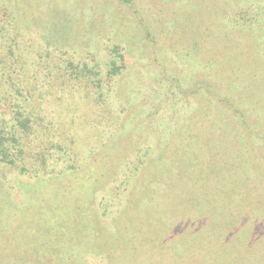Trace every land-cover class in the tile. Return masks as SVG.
Here are the masks:
<instances>
[{
    "label": "rangeland",
    "instance_id": "1",
    "mask_svg": "<svg viewBox=\"0 0 264 264\" xmlns=\"http://www.w3.org/2000/svg\"><path fill=\"white\" fill-rule=\"evenodd\" d=\"M30 1L0 0V136L32 128L0 162V264H264V0ZM183 153L217 177L140 182Z\"/></svg>",
    "mask_w": 264,
    "mask_h": 264
},
{
    "label": "trees",
    "instance_id": "2",
    "mask_svg": "<svg viewBox=\"0 0 264 264\" xmlns=\"http://www.w3.org/2000/svg\"><path fill=\"white\" fill-rule=\"evenodd\" d=\"M29 4L30 5L33 4V9H31L30 11H32V10L36 11V8H37L36 7L37 6L36 4H37V2H33L31 0ZM111 65H112L111 75H113V76L114 75H117L120 72V70L117 68L116 63L115 62H112ZM84 69H86V67ZM94 77H97L98 78V74H96V72L94 73V76H92V78H94ZM83 78L84 79H91L90 76L89 77L83 76ZM31 99H32V97H31ZM17 113H18V116L19 117H23V112L20 111V112H17ZM30 123L31 122H30V119L29 118H26L23 121L20 118H18L17 127H19L22 130L21 133L25 137L23 139V143H24V148L26 150V153H28V154L30 153V149H29V145H28V143L26 141V138H27V136H29L31 134V131H32V128L30 126ZM211 130H212V128H211ZM211 130H209V128H208L206 131H208L209 134H211L212 133ZM0 137H1L0 138V162L6 163V164H8L10 166H15V164H16L15 161L14 162H11V163H8L7 162L8 157H10L9 154L11 153V152H9L11 150V145L14 147V149H17V151H19V154H20L22 160H24L23 159L24 158V155H25V157H27L25 151H22L21 150V148H20V141L17 138H15V135L12 136V137H10V138H6L4 136L3 137L0 136ZM18 146H19V148H18ZM187 149H188V147L185 148V150H187ZM186 154L183 153V156H181L180 158H177L176 156H171L168 161L166 160L165 163H162V164H160L158 166H156V164H154V163L151 166H148L149 169L148 170L147 169L144 170V173L139 176V179H140V177L143 178V179L140 180V182L141 183H146V182L148 183L149 177H146L147 175H149L148 171L150 170L149 172L151 174V172L153 170V167H156V169L159 170L158 172H160V169L163 166V168H166L167 171L171 170L172 172L173 171H176L177 172V175H178V178H179V181H180V185L177 188L178 190L175 191V193L180 196L181 195V192L180 191L183 190V185L185 183H194V184H197L198 182L201 183V178L202 177H203V182H204V179L207 182H209L210 180H212V177H217L216 174H215V172H214L215 171V168H214V164H213L212 161L208 160L206 163H204V158H203V161L202 162H199L198 165H197L196 162H194V158L193 157H188ZM201 172L203 174H201ZM197 173H200V174H197ZM157 174L158 173H155V174H152V175L156 176ZM220 174H223V173L220 172ZM157 176L158 177H161L160 173ZM144 177H146V178H144ZM225 178H227V177L225 176ZM56 179L57 178H54L53 179L55 181H52V185L46 191V194L50 195L49 198H51V196H53L54 199H62L64 196H66L67 194H69V191L70 190H72V192H74V188H70L68 191H66V193H63L62 192V189H59L58 187H56ZM57 180H59V179H57ZM138 182H139V180H138ZM138 182H136L133 185V188L134 187H137ZM140 184L138 186L139 192H136V194L134 196H133V191H132V193H130L129 198L127 200V206L125 207L124 211L122 212L123 215L131 216V218H132L134 215L139 214L140 209L137 206H135L136 204L134 203V201H133L132 198L133 197H134V199H136V198H138V199L142 198V196H140V193H142V191L140 190V188H141ZM219 184H220V187H221L220 188L221 189V193L218 194V195L219 196H222V195H224V192L226 191V187H228L227 186L228 183H225V182L221 181V179H220L219 180ZM223 186H224V188H223ZM207 189H205V187H204V189H200V194H202V195L204 194L205 197H208L209 194L206 192ZM136 190L137 189H135V191ZM177 195H175V196H177ZM219 196H217L218 197V200L221 199ZM68 197L69 196H67V198ZM199 199H200V196H198L197 200H199ZM216 210L219 211L218 208L216 207V209H211V212L214 214L216 212ZM49 211H54V207L51 204H49V206L46 207V208H44V207H41V208L37 207L32 212H28L27 211L26 216H29V222L24 227V230L26 228L29 229V230H25V237L26 238H24V239H29L30 237H34V234L35 233L33 231H30V230H32V229H39L40 228V225H41L40 224L39 215H41V213H42V215L47 216V214L49 213ZM83 213L84 212L81 211V214H78V213L75 212V210H71V211H68V216L76 217V215H82ZM231 213L234 214V210H232V212H230V214ZM236 217H238V216H236ZM232 222L234 223L235 220H233ZM142 228H143V226H142ZM135 257H137V255ZM140 260L142 261L143 259L140 258ZM134 264H137V258L134 259Z\"/></svg>",
    "mask_w": 264,
    "mask_h": 264
}]
</instances>
